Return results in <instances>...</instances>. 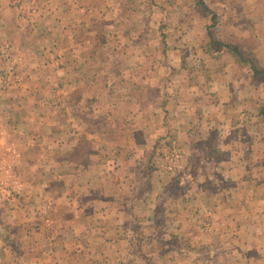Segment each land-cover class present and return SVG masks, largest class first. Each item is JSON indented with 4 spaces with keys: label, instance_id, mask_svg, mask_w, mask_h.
I'll list each match as a JSON object with an SVG mask.
<instances>
[{
    "label": "crops",
    "instance_id": "obj_1",
    "mask_svg": "<svg viewBox=\"0 0 264 264\" xmlns=\"http://www.w3.org/2000/svg\"><path fill=\"white\" fill-rule=\"evenodd\" d=\"M15 1L0 0V95L8 93L13 109L26 115L21 136H10L22 148L25 178L22 198L0 206V213L25 227V246L10 241L20 232H8L0 264H109L112 243L130 237V223L147 217L144 209L160 188L151 166L165 136L187 151L182 176L199 175L192 173L194 134L204 136L219 117L230 126L232 112L223 114L222 107L236 90L233 74L221 65L218 73L205 72L209 81L202 85L183 70L179 55L161 63L153 50L158 14L152 10L145 22L134 0H28L30 26L17 18ZM51 62L57 69H48ZM50 70L63 87V102L37 109L26 97L46 96L41 81ZM13 75L19 86L4 85ZM262 145L263 151L251 153L255 167L247 171L264 178V167L255 162L264 158ZM241 154L232 152L229 159ZM223 165L238 180L231 185L240 188L245 173L239 176L233 161ZM251 192L248 216L257 235L264 232V180L251 184ZM118 255L115 250L111 264Z\"/></svg>",
    "mask_w": 264,
    "mask_h": 264
},
{
    "label": "rangeland",
    "instance_id": "obj_2",
    "mask_svg": "<svg viewBox=\"0 0 264 264\" xmlns=\"http://www.w3.org/2000/svg\"><path fill=\"white\" fill-rule=\"evenodd\" d=\"M134 1L135 7L144 12L145 22L146 14L150 16L152 10L154 17L158 14L159 44L153 50L161 63L179 55L183 70L191 72L190 78L195 77L202 85L209 81L205 72L218 73L223 65L225 73L232 72L233 79L229 80L235 83L236 90L229 93L222 107L223 114L232 112L230 126L225 128L229 119L226 124L219 117L204 136L194 134L198 136L192 142L193 155L190 153L189 157L192 155V173H199L197 177L184 178L181 174L187 157L181 142L171 135L161 140L151 166L160 188L154 192L149 211L144 209L146 215L142 216L147 217L130 223L126 233L130 237L112 243L113 251L106 256L107 261L111 264L117 250L119 255L113 264H264V232L251 234L248 216L252 206L251 184L255 186L264 180L261 173L260 178L249 175L255 167L251 165V153L263 151L264 144L257 141L264 134V122L257 114L264 99V77L255 76L251 70V63L264 68V0ZM28 2L15 1L21 8L16 16L30 26L34 20L32 4ZM55 68L57 64L51 62L48 69ZM42 77L41 82L48 86L46 96L42 92L41 96L26 97V102L37 109L47 102L52 106L61 104L64 90L57 77L51 70ZM3 82L20 84L14 75ZM8 96L0 95V206H12L22 198L25 178L19 170L22 148L14 145L10 136H21L20 121L26 115L16 105L13 109ZM35 114L40 118V111ZM31 118L32 113L27 116L28 120ZM232 152L242 154L229 159ZM227 161H233L239 176L245 173L240 178V188L231 185L238 180L231 179V168L223 165ZM200 162L203 166L195 167ZM255 162L257 167H264V158H256ZM8 180L15 183L5 185ZM0 218V245H9L3 237L8 232L15 236L20 232L19 240L12 237L10 241L16 247L19 242L23 246L21 235L25 227L16 226L1 213ZM126 225L121 224V230L125 231Z\"/></svg>",
    "mask_w": 264,
    "mask_h": 264
},
{
    "label": "trees",
    "instance_id": "obj_3",
    "mask_svg": "<svg viewBox=\"0 0 264 264\" xmlns=\"http://www.w3.org/2000/svg\"><path fill=\"white\" fill-rule=\"evenodd\" d=\"M232 51L234 53H236L235 50H232ZM251 70H252V73L255 76L261 75L262 77H264V68L263 69H259L253 63H251ZM257 114L261 117V119L264 122V99L262 100L261 104H259L258 107H257Z\"/></svg>",
    "mask_w": 264,
    "mask_h": 264
}]
</instances>
